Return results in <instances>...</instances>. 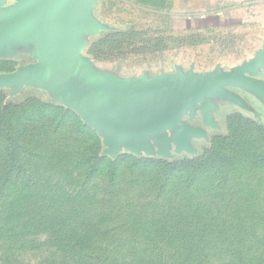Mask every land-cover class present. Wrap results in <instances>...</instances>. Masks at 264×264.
I'll return each mask as SVG.
<instances>
[{"label": "rangeland", "instance_id": "374dc122", "mask_svg": "<svg viewBox=\"0 0 264 264\" xmlns=\"http://www.w3.org/2000/svg\"><path fill=\"white\" fill-rule=\"evenodd\" d=\"M95 6L100 25L83 33L81 53L103 80L155 84L234 71L261 46L250 22L195 23L174 0ZM40 61L30 42L0 54V264H264V100L229 87L233 96L216 94L208 114L199 105L183 118L202 131L191 148L163 153L150 138L152 148L114 150L59 89L9 79ZM79 75L86 90L116 91ZM138 113L127 107L122 117ZM232 113L245 118L233 121L235 138L215 142ZM225 155L235 171L170 165Z\"/></svg>", "mask_w": 264, "mask_h": 264}, {"label": "water", "instance_id": "95a60500", "mask_svg": "<svg viewBox=\"0 0 264 264\" xmlns=\"http://www.w3.org/2000/svg\"><path fill=\"white\" fill-rule=\"evenodd\" d=\"M96 2L17 0L0 9V54L11 52L20 42L32 43L41 61L19 66L9 79L18 84L35 80L59 89L70 107L109 136L114 150L126 142L152 148L150 138L163 153H169L173 145L179 150L191 148V137L200 136L202 131L183 118L199 105L208 114L216 94L233 96L229 87L243 88L264 100V79L259 76L264 67L263 53L234 71H215L178 81L122 84L101 79L81 53L83 33L95 32L100 25L92 14ZM74 71L116 91L86 90L73 78ZM127 107L139 115L133 120L123 119Z\"/></svg>", "mask_w": 264, "mask_h": 264}, {"label": "crops", "instance_id": "0c3cea01", "mask_svg": "<svg viewBox=\"0 0 264 264\" xmlns=\"http://www.w3.org/2000/svg\"><path fill=\"white\" fill-rule=\"evenodd\" d=\"M17 0H0V9H4ZM177 8H183L187 12V18L195 23L202 22L205 25L219 21L222 26H240L250 22L253 26L259 28L261 37V46L257 49L251 59L256 58L259 53L264 55V0H174ZM96 6L92 9L95 16ZM237 20V22H233ZM239 20V21H238ZM219 24L217 23L216 26ZM259 76L264 79V67L261 68ZM251 92V91H250ZM253 93V92H252ZM258 96V95H256ZM259 97V96H258ZM260 98V97H259ZM260 100V99H259ZM262 103V102H261ZM264 104V103H262Z\"/></svg>", "mask_w": 264, "mask_h": 264}, {"label": "trees", "instance_id": "16d2710c", "mask_svg": "<svg viewBox=\"0 0 264 264\" xmlns=\"http://www.w3.org/2000/svg\"><path fill=\"white\" fill-rule=\"evenodd\" d=\"M0 100L3 99V97L0 95ZM241 119H245L241 114L239 113H232L228 116V129H229V133L226 135V134H219V135H216L214 137V141L215 142H221L223 140H230L231 139H234L235 137L234 136V133H236V131H232V124H233V121L235 120H241ZM251 121H253L252 119H250ZM229 141V142H230ZM220 145V144H219ZM205 155V154H204ZM201 156V155H199ZM198 156V158H192V159H183V162L182 164H179L180 162H182V160H175L174 163H171L170 165L172 166V168L174 167L175 169L176 168H181L182 170H188L190 168H200L202 169V171H206V170H209V169H217V168H220L222 165H227V169H226V172H231V171H235L239 166L234 165V162L236 160H234L233 158L234 157H227L226 155L225 156H218V157H213V159H210L211 157H207L205 160L203 159H199L200 157ZM199 159V160H198ZM162 160L163 159H151L149 160L151 163H156V164H161L162 163ZM198 161H201L200 163H198ZM176 164H179V165H176ZM220 167H219V166ZM218 166V167H217ZM175 169H173L175 171ZM226 176V175H225Z\"/></svg>", "mask_w": 264, "mask_h": 264}]
</instances>
